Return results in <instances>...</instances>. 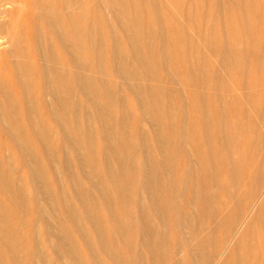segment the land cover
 Segmentation results:
<instances>
[{
  "label": "rangeland",
  "instance_id": "1",
  "mask_svg": "<svg viewBox=\"0 0 264 264\" xmlns=\"http://www.w3.org/2000/svg\"><path fill=\"white\" fill-rule=\"evenodd\" d=\"M8 1L0 264H264V0Z\"/></svg>",
  "mask_w": 264,
  "mask_h": 264
},
{
  "label": "bare ground",
  "instance_id": "2",
  "mask_svg": "<svg viewBox=\"0 0 264 264\" xmlns=\"http://www.w3.org/2000/svg\"><path fill=\"white\" fill-rule=\"evenodd\" d=\"M10 2H11V0H9ZM8 1V2H9ZM50 1V0H49ZM4 2V1H3ZM10 2H9V4H7V5H10ZM13 2V1H12ZM14 2H15V0H14ZM18 2V1H17ZM20 3V2H19ZM15 4V3H14ZM21 4V3H20ZM118 4H120V3H118ZM5 5V4H4ZM12 5V4H11ZM10 5V6H11ZM83 5V4H82ZM189 6V5H188ZM4 6H2V8H3ZM18 7H20L19 5H18ZM21 7H23V4H22V6ZM1 8V9H2ZM7 8V7H6ZM6 8L4 7V10H6ZM120 8V7H119ZM0 9V10H1ZM57 9V8H56ZM223 9V8H222ZM11 11V10H10ZM19 12V11H18ZM175 12V11H174ZM248 12V11H247ZM254 13V12H253ZM260 13V12H259ZM146 14V13H145ZM194 14V13H193ZM2 15V14H1ZM9 16H10V14H9ZM9 16H6V17H9ZM14 16V15H13ZM151 16V15H150ZM11 17V16H10ZM68 17V21H71L72 23H73V27H72V25H71V29L72 30H74L73 28L75 27V26H77V22H78V18L77 17H75L74 15H70V16H66V18ZM122 18H123V16H122ZM17 19H18V17H17ZM62 19L63 18H60L59 16H57L56 18H54V21H53V23H54V25L56 26V28H57V26H60V24L63 22V21H65L64 19H63V21H62ZM6 21H7V19H5ZM67 20V19H66ZM124 20V19H123ZM167 20V19H166ZM207 22V21H206ZM10 22H9V20H8V23L7 24H9ZM124 23V22H123ZM166 23V22H165ZM11 24V23H10ZM9 24V25H10ZM16 24V23H15ZM71 24V23H70ZM127 24V23H126ZM12 25V24H11ZM123 25V24H122ZM137 25V24H136ZM196 25V24H195ZM21 28V27H20ZM20 28H19V30H20ZM76 28V27H75ZM141 28V27H140ZM60 29V28H59ZM64 31V30H63ZM75 31H77V30H75ZM166 31V30H165ZM89 32V31H88ZM155 32V31H154ZM62 33V32H61ZM60 33V34H61ZM64 33V32H63ZM73 33V32H72ZM90 33V32H89ZM153 33V32H152ZM13 34V33H12ZM64 34H66V33H64ZM71 34V33H70ZM141 34V33H140ZM154 34H152V36H153ZM63 36H65L64 38V40L65 41H67L68 43H69V47L68 48H70L68 51H69V53L73 56V58H75V59H80V60H82L81 59V53L82 52H85V51H83V50H81L80 51V48H79V44H77L76 42H75V39H74V41L73 40H68V39H66V35H63ZM70 37H73V36H71V35H69ZM75 37H76V35H74ZM106 36V35H105ZM131 36V35H130ZM129 36V37H130ZM61 37H62V35H61ZM150 37V36H149ZM167 37V36H166ZM12 38V37H11ZM10 38V39H11ZM15 38H18V35L15 37ZM15 38H13V40L15 39ZM23 38V37H22ZM35 38V37H34ZM37 39V38H36ZM130 39V38H129ZM137 39V38H136ZM16 40V39H15ZM88 40L90 41V39H87L86 41L88 42ZM39 42H40V40H39ZM93 42V41H92ZM17 43V42H16ZM217 43V42H216ZM251 43V42H250ZM3 44V41H2V39H1V41H0V45H2ZM17 45H18V43H17ZM65 45H67V44H65ZM153 45V44H152ZM15 47H17V46H15ZM81 47H83V45L81 46ZM44 48V47H43ZM88 49V48H87ZM21 50V49H20ZM86 50V49H85ZM27 51V50H26ZM143 51V50H142ZM141 51V52H142ZM101 52V51H100ZM139 52V51H138ZM143 53V52H142ZM215 55V54H214ZM155 56V55H154ZM208 57V56H207ZM147 60V59H146ZM199 61V60H198ZM60 65V64H59ZM153 66V65H152ZM158 66V65H157ZM148 67V66H147ZM171 68V67H170ZM24 69V68H23ZM29 73H30V71H28ZM22 73V72H21ZM27 73V72H26ZM22 76V75H21ZM9 78V77H8ZM27 78H29V77H27ZM26 78V79H27ZM25 79V78H24ZM24 79H22V80H24ZM26 79H25V81H26ZM88 79V78H87ZM211 79V78H210ZM0 80H2V79H0ZM21 80V81H22ZM133 80V79H132ZM24 81V82H25ZM3 82V81H2ZM5 82V81H4ZM148 82V81H147ZM212 82V81H211ZM1 84V83H0ZM3 84V83H2ZM5 84V83H4ZM3 84V85H4ZM9 84V83H8ZM8 84L6 85L5 84V86H8ZM23 84V83H22ZM28 85V82H25V84H24V86L26 87ZM212 85V84H211ZM5 86H2V85H0V90H1V92H0V94L2 93V90L4 89V91L3 92H5V94L4 95H6L7 96V100H8V98H9V101L10 100H12V98L10 97V95H8L6 92H8V90H9V92H10V89H8V90H6L7 88H5ZM219 86V85H218ZM10 87H11V85H10ZM14 88V87H13ZM11 89H12V87H11ZM27 89V88H26ZM25 89V90H26ZM87 89V88H86ZM101 89V88H100ZM88 90V89H87ZM91 90V89H90ZM90 90H88V91H90ZM24 93H25V91H24ZM58 93V92H57ZM91 94H92V92H90ZM121 93V92H120ZM12 95V94H11ZM59 95V94H58ZM5 96V97H6ZM174 96V95H173ZM28 97H30V96H28ZM6 99V98H5ZM29 100H30V98H28ZM107 99V98H106ZM104 100V99H103ZM12 102V101H11ZM11 102H9V104L11 105ZM62 102V101H61ZM100 102V101H99ZM155 102V101H154ZM157 102V101H156ZM31 103V102H30ZM13 104V103H12ZM16 104V103H15ZM14 104V105H15ZM117 104V103H116ZM146 104V103H145ZM8 105V104H7ZM62 105V104H61ZM154 105H155V103H154ZM30 106V105H29ZM99 106V105H98ZM231 106V105H230ZM28 108V107H27ZM116 108V107H115ZM148 108V107H147ZM15 109V108H14ZM157 109V108H156ZM165 109V108H164ZM16 111V110H15ZM23 111V110H22ZM21 110H20V112H22ZM33 111H34V109H33ZM38 111V110H37ZM107 111V110H106ZM109 111V110H108ZM134 111V110H133ZM191 111V110H190ZM104 112V111H103ZM158 112V111H157ZM160 112V111H159ZM245 112V111H244ZM249 112V111H248ZM247 112V113H248ZM16 113V112H15ZM109 113H110V111H109ZM106 115V113H104V116ZM110 115V114H109ZM255 115V114H254ZM21 116V115H20ZM40 116V115H39ZM75 116V115H74ZM122 116V115H121ZM180 116V115H179ZM40 118V117H39ZM106 118V117H105ZM168 118V117H167ZM16 119V118H15ZM107 119V118H106ZM261 120V119H260ZM21 121V120H20ZM162 121V120H161ZM38 122V121H37ZM172 122V121H171ZM108 123H109V121H108ZM177 123V122H176ZM13 124V123H12ZM20 124V123H19ZM22 124H23V122H22ZM38 124V123H37ZM21 125V124H20ZM66 124H64V126H65ZM17 126H19V125H17ZM23 126V125H22ZM123 126V125H122ZM174 126V125H173ZM172 127V126H171ZM174 128H175V126H174ZM13 129V128H12ZM11 129V130H12ZM21 127H16V130H15V128H14V130L16 131V133H17V136H19V133L21 132ZM23 129V128H22ZM20 130V131H19ZM65 130V129H64ZM173 130H175V129H173ZM206 130V129H205ZM13 131V130H12ZM207 132V131H206ZM162 133V132H161ZM175 133V132H174ZM15 134V133H14ZM177 134V133H176ZM16 135V134H15ZM108 135V136H107ZM114 135V134H113ZM162 135H164V134H162ZM17 136H16V138H17ZM158 137H159V135H157ZM106 137H107V140H110V139H112L113 140V136H112V132L111 133H109V134H106ZM108 137H109V139H108ZM157 137V138H158ZM162 137V136H161ZM125 138V137H124ZM115 139V138H114ZM160 139H164L163 137L162 138H160ZM20 140V139H19ZM22 141V140H21ZM91 141V140H90ZM113 142V141H112ZM166 142V141H165ZM125 143V142H124ZM145 143V142H144ZM161 143H162V141H161ZM164 143V142H163ZM24 146H25V144H23ZM109 145V144H108ZM115 145V144H114ZM163 145V144H162ZM55 146V145H54ZM112 146V145H111ZM121 146V145H120ZM126 146V145H125ZM164 147H166L165 146V144L163 145ZM128 147H129V145H128ZM205 147V146H204ZM5 148V147H4ZM53 148V147H52ZM122 148V147H121ZM120 148V149H121ZM169 148V147H168ZM200 148V147H199ZM26 149V148H25ZM127 149V148H126ZM164 149V148H163ZM52 150V149H51ZM167 150V149H166ZM77 151H79V150H77ZM99 151V150H98ZM128 151V150H127ZM169 151V150H168ZM164 152V151H163ZM124 154V153H123ZM164 154V153H163ZM118 157V156H117ZM12 159V158H11ZM149 160H151V159H149ZM197 160V159H196ZM152 161V160H151ZM210 161H213V160H209V161H205L202 165H204V167H205V164H208L207 166L209 167L210 166V164L211 163H209ZM182 162V161H181ZM206 162H208V163H206ZM151 164V163H150ZM215 164V163H214ZM151 165H153V164H151ZM10 166V165H9ZM200 166V165H199ZM34 167V166H33ZM38 167V166H37ZM41 167V166H40ZM253 167V166H252ZM251 167V168H252ZM152 168V167H151ZM206 168V167H205ZM35 169H37V168H35ZM168 169H169V166H168ZM183 169V168H182ZM94 170V169H93ZM110 170V169H109ZM37 171V170H36ZM38 171H39V169H38ZM155 171V170H154ZM111 172V171H110ZM182 172V171H181ZM242 174V173H241ZM43 176V175H42ZM116 176V175H115ZM3 177V176H2ZM114 177V176H113ZM152 178V177H151ZM0 180H2L1 179V177H0ZM4 180V179H3ZM2 180V181H3ZM45 181V180H44ZM221 181V180H220ZM4 182V181H3ZM115 182V181H114ZM5 183V182H4ZM45 184V183H44ZM43 184V185H44ZM47 184V183H46ZM45 184V185H46ZM4 185V186H3ZM2 186L8 191V189L10 188V185H9V183L7 182L6 184H3L2 183ZM238 187V186H237ZM124 188V187H123ZM240 188V187H239ZM46 190H47V188H46ZM118 190V189H117ZM116 190V191H117ZM120 190V189H119ZM19 191H21V190H19ZM150 191V190H149ZM152 191H153V189H152ZM192 191V190H191ZM44 192V191H43ZM172 193V192H171ZM7 194V193H6ZM14 194V193H13ZM22 194V193H21ZM156 194V193H155ZM230 194V193H229ZM152 195V194H151ZM262 196V195H261ZM19 197V196H18ZM152 197V196H151ZM157 197V196H156ZM206 198V197H205ZM204 198V199H205ZM211 198V197H210ZM196 199V198H195ZM207 199V198H206ZM205 199V200H206ZM51 201H53V200H51ZM214 201H215V199H214ZM213 201V202H214ZM121 202H122V200H121ZM205 203H208V201L207 202H205ZM216 203V202H215ZM211 204H212V202H211ZM69 205V204H68ZM25 206V205H24ZM68 207H70V206H68ZM162 208V207H161ZM70 209V208H69ZM74 210V209H73ZM162 210V209H161ZM166 210V209H165ZM71 212V211H70ZM0 213H4L5 214V212L0 208ZM164 213V212H163ZM1 215V214H0ZM2 216V215H1ZM76 217V216H75ZM228 219V218H227ZM209 221V220H208ZM3 225V224H2ZM178 226V225H177ZM7 230V229H6ZM102 231V230H101ZM240 231V230H239ZM42 232V231H41ZM243 232V231H242ZM190 233V232H189ZM9 234V233H8ZM11 234V233H10ZM41 234V233H40ZM240 234V233H239ZM238 234V235H239ZM257 234V233H256ZM237 235V233H236V236H238ZM10 236V235H9ZM8 236V237H9ZM14 237V236H13ZM238 237H240V236H238ZM105 238V237H104ZM236 238V237H235ZM241 239V238H240ZM10 240V239H9ZM14 240V239H13ZM15 242V241H14ZM14 242H12V240L10 241V243L12 244V247L13 248H16L17 247V244L16 243H14ZM68 242H70V241H68ZM68 244V243H67ZM241 245V244H240ZM235 246V245H234ZM20 247V246H19ZM73 247V246H72ZM71 249H73V248H71ZM228 249V248H227ZM230 249V248H229ZM228 249V250H229ZM12 250V249H11ZM92 250V249H91ZM234 250V249H233ZM78 252V251H77ZM72 253H75V252H72ZM136 253V252H135ZM74 255V254H73ZM76 255V254H75ZM78 255V254H77ZM234 256V255H233ZM232 256V257H233ZM231 257V258H232ZM235 257H237V256H235ZM245 257V256H244ZM216 262V261H215ZM236 262H237V260H236ZM134 263V262H133ZM136 263V262H135ZM249 263V262H248Z\"/></svg>",
  "mask_w": 264,
  "mask_h": 264
}]
</instances>
